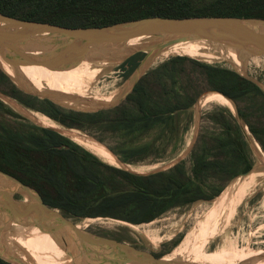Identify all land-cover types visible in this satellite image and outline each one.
Instances as JSON below:
<instances>
[{
    "label": "trees",
    "instance_id": "obj_1",
    "mask_svg": "<svg viewBox=\"0 0 264 264\" xmlns=\"http://www.w3.org/2000/svg\"><path fill=\"white\" fill-rule=\"evenodd\" d=\"M0 14L67 28H100L151 17L264 19V0H0ZM144 56L136 53L121 64L124 79ZM207 92L224 99L220 93L239 106L242 122L264 151V92L230 68L172 57L143 75L120 104L96 112L69 109L28 94L0 69L1 95L64 129L95 139L126 166L176 154L188 131L178 115ZM0 111L22 121L18 128L0 121V171L70 219L150 223L173 209L212 201L254 166L239 121L224 108L207 114L220 132L210 136L201 128L189 153V169L181 161L148 175L109 166L57 130L30 124L1 100ZM108 139L117 142L110 145ZM164 253L152 254L160 258ZM0 264L10 263L0 259Z\"/></svg>",
    "mask_w": 264,
    "mask_h": 264
},
{
    "label": "rangeland",
    "instance_id": "obj_2",
    "mask_svg": "<svg viewBox=\"0 0 264 264\" xmlns=\"http://www.w3.org/2000/svg\"><path fill=\"white\" fill-rule=\"evenodd\" d=\"M123 51L125 50H122L121 48L110 49L108 51V54H110L113 58L106 56L97 58L95 62H97L101 66L98 65L96 67L99 70L98 74L96 76L91 77L92 79L89 82H86L85 80L64 81L63 79L55 78L48 75L44 69L38 74V80L43 85V87L46 88L50 96L54 97L56 100L58 99L62 101L57 102L61 106L73 110L91 112L99 109L100 107H112L114 105H117L125 97L126 93L129 92V90L134 86V84L139 79H141V77H143V75L173 57L170 56L166 59H156L155 56H152L150 58L152 60L148 59L149 62L148 60H144L143 63L140 62L141 64L129 75V77L127 79H124V73L119 67L129 57H127V52L124 54H120ZM86 61L90 60L86 59L84 62ZM197 61L230 68L236 71L237 73L243 75L245 78L256 83L264 92V56H252L248 53L243 52V55L241 57V63L239 62V64H234L228 59L220 58L219 56L208 61ZM16 84L21 90H24L20 83L16 82ZM61 84H66V86H63ZM32 89L36 91V93L43 94V92L35 89L34 87H32ZM114 93L115 98L112 103L89 105L88 103L80 102L89 99L99 100L102 97L105 98L107 96H111V94ZM75 96L79 97L77 99H74ZM85 96H87L86 99H84ZM213 97L214 95L212 93H205L198 99L196 104L189 111L180 113L178 115L180 123L182 125H188V131L184 134L182 145L180 149L176 152V154L170 157L165 156L161 160L154 162H145L135 166L124 165V167L128 169L126 171L137 175H148L168 170L169 168L181 161H184L186 163V168L189 169L191 166L189 160V153L199 135L201 128L203 127L202 131L210 136H214L220 132V129L208 119L207 114H214L218 108H224L227 109L235 117L236 109L238 110L239 108V106L234 102H228V104L221 102L223 105L212 103L204 107L197 106V104H201L202 102H220L214 99ZM0 100L6 105H8L17 114L25 118L28 122H30V124L43 128H45L44 126L51 127L54 129L56 127H60L56 124L38 125L33 121L34 116H37L38 118L46 117H43V115L38 114L36 112L25 109L17 102L6 98L1 94ZM244 105L245 104H241L240 107L244 109ZM0 121L6 122L9 126L13 128H18L19 124H21L22 122L20 120H15L3 114L1 111ZM241 124L246 127L243 122ZM107 142L112 145V143L117 142V140L108 139ZM254 143L256 145L258 144L256 141H254V138L252 139V142L248 141V146L250 148L251 155L254 161V166L252 170L255 169V166L257 164ZM101 145L103 150L111 154L117 161H119L109 150L105 148L103 144ZM258 148L261 149L259 144ZM101 161L104 162L103 160ZM108 165L112 166L110 164ZM257 173L258 176L251 179L249 183H246L243 186L244 189L237 190L234 193L233 197L229 199V219L220 231L214 230L213 226L211 227L209 223H204L202 226V230L200 232L194 231L193 233H191V236L188 237V239L186 240L187 242L185 243L183 241H185L186 234L191 228L195 226L196 222L200 221L201 216L208 211L212 201H198L196 203L181 208H176L161 215L150 223H143L139 225L110 218H88L85 220L97 221L90 223L88 227L82 226L80 227V229H85L89 233L104 236L105 238L115 239L122 243L134 245L138 249L150 253L165 252L164 260L172 263H178L179 260H183L187 264H220V261L216 260V255L218 253L234 254L237 252V261L235 260V264H264V261L262 259H259L255 255L253 256L254 258H248L242 256L241 253L244 250H255L259 252H263L264 250V167H259V169H257ZM238 178L243 179L244 177ZM230 183L224 188L223 191H225V189L230 185ZM209 188H213V186H209ZM241 190L243 191L241 192ZM16 198L19 199V197ZM233 203L234 206H232ZM72 221L77 225L82 223V221L84 220L77 219ZM215 223L217 225L216 229L219 230V223L217 224V221L214 222V224ZM176 240H178L177 244L172 247L171 244ZM158 241L160 242L158 243ZM154 244H157L156 247L154 246ZM181 244L186 245L185 249L182 251V253L175 254L177 247H179ZM54 252H56L57 255L63 252L62 248L60 247V244H54ZM54 254L55 253L50 256H56ZM251 259H253V261ZM58 260H60V262H63V264H76V262H73L66 258H59ZM75 260L76 259H74V261Z\"/></svg>",
    "mask_w": 264,
    "mask_h": 264
},
{
    "label": "water",
    "instance_id": "obj_3",
    "mask_svg": "<svg viewBox=\"0 0 264 264\" xmlns=\"http://www.w3.org/2000/svg\"><path fill=\"white\" fill-rule=\"evenodd\" d=\"M194 41L232 47L252 56L261 57L264 56V19L151 17L100 28H67L24 21L0 14V59L12 69L36 66L52 71L70 70L86 59L96 61L97 58L104 56L113 58L108 51L114 48L125 50L120 54L127 52V57L136 53L145 54L141 61L143 63L144 60H152L150 59L152 56L156 58L168 47ZM137 42L139 44L136 47H131ZM0 69L7 74L1 65ZM7 76L16 86V82L20 83L28 94L48 99L56 104L62 102L52 96L36 93L21 77L15 78L8 74ZM134 86L118 104L125 100ZM217 94L233 103L226 96ZM112 107H100L91 112ZM235 117L248 143L247 134L244 131V128H247L241 124L242 120L237 109ZM247 132L249 133L248 129ZM260 151L264 152L261 149ZM251 173L252 170L240 177H246ZM0 179L6 181L8 187H12L9 189L0 184V219L5 220L7 224L15 223L36 228L49 235L61 237L60 247L72 259H91L107 264H176L164 260V256L156 258L152 253L140 250L134 245L80 229L72 221L73 219L66 218L58 210L46 206L35 191L14 177L0 171ZM0 259L7 263L19 264L3 256H0Z\"/></svg>",
    "mask_w": 264,
    "mask_h": 264
},
{
    "label": "bare ground",
    "instance_id": "obj_4",
    "mask_svg": "<svg viewBox=\"0 0 264 264\" xmlns=\"http://www.w3.org/2000/svg\"><path fill=\"white\" fill-rule=\"evenodd\" d=\"M138 44H139L138 42L134 43L133 45H131V47H136ZM242 55H243L242 51L236 50L232 47H225L222 45L210 44L204 41H194V42L179 43L171 47H168L162 53H160L156 57V59L158 58L166 59L170 56H173V57L181 56V57H188V58L202 60V61L204 60L208 61V60L217 58L219 56L220 58L228 59L234 64H239V62L241 63ZM0 65L8 75L15 77V78L16 77L23 78L32 87H34L37 90H40L41 92H43V95H47V96H50L48 91L46 90L45 87H43V85L38 80V74L43 69L46 71L48 75L55 77V78L63 79L64 81L86 80L93 76H96L99 71L98 68H96L99 64L91 60L81 63L79 66H76L75 68H72L70 70H63V71H52L46 68H40L36 66H22L17 69H12L6 64H4L1 61V59H0ZM102 98H100L102 100L100 99L90 100L89 99V100H84L80 102H85V103H88L89 105L112 103L115 98V93L111 94V96H107L105 98L102 97ZM213 98L220 102H217V101L202 102L201 104H197V106L204 107L212 103L223 105L221 102L228 104V101L216 95H214ZM64 102H71V101H64ZM33 121L38 125L40 124L42 125L53 124L54 125L53 122L48 121L46 118H38L37 116H34ZM44 127L51 128L47 126H44ZM51 129H54V128H51ZM54 130H57L58 132L67 136L69 139L73 140L78 145L86 148L89 152L93 153L95 156H97L99 159L103 160L104 162L112 166H116V167L123 168L124 170H128L126 169V167H124L123 164L117 161L111 154L103 150L102 145L96 142L95 140H92V138H89L88 136H85L84 134L78 131H75V130H67V129L60 128V127H56ZM244 131L247 134L248 141L252 142L253 138L250 135V133H248L245 128H244ZM254 150H255V155L257 159V164L255 166V169L252 170V173L244 177L243 179H240V178L234 179L230 183V185L225 189V191H223L218 197L212 200L211 206L208 209V211L201 216L200 221L196 222L195 226L191 228L189 232L186 234L185 241H183L184 243L187 242L186 240L188 239V237L191 236V233H193L194 231L200 232L203 228L202 226L204 223L206 224L209 223V225L211 227L213 226V229L217 231H220L221 228L226 224V222L229 219L228 212L230 211L229 204H228L229 199L233 197L234 193L237 190L244 189L243 186L246 183H249L251 179L258 176L257 169H259V167H264V152H261L260 149L258 148V144L256 145L255 143H254ZM0 184L2 186L4 185L8 187V184L6 183V181H3L1 179H0ZM8 188L12 189V187H8ZM242 191L243 190H241V192ZM234 203L232 206H234ZM94 221H97V220H84L82 221V223L77 224V226L78 228L82 226L88 227V225L90 223H93ZM216 221H217V224L219 223V227H220L219 230L216 229V226H217L216 223L214 224V222ZM60 240H61V237L49 235L47 233L42 232V230L31 228V227L20 226L15 223L7 224L5 223V220L0 219V256L10 259L16 263H19V264H63V262H60V260L58 259L66 258L68 260L76 262V264H107L105 262H95L91 259H81V260L76 259L77 261L76 260L74 261V259L68 257L64 251L61 252V254H59L60 256L57 255V253L54 252V244H60L61 242ZM159 242L160 241H158V243ZM156 245L157 244H154L155 247ZM185 247L186 245L181 244L179 247H177L175 254L182 253ZM53 253H55L54 255L56 256L51 257L50 255H52ZM241 253H242V256L244 257L254 258L253 256L255 255L256 257L264 261V250L263 252L261 251L259 252L255 250H244ZM216 256H217L216 260H219L220 264H235L236 263L235 260L237 258V252L234 254H230V253L229 254L227 253L219 254L218 253ZM251 260L253 261V259ZM176 264H187V263L184 262L183 260H179L178 263Z\"/></svg>",
    "mask_w": 264,
    "mask_h": 264
},
{
    "label": "flooded vegetation",
    "instance_id": "obj_5",
    "mask_svg": "<svg viewBox=\"0 0 264 264\" xmlns=\"http://www.w3.org/2000/svg\"><path fill=\"white\" fill-rule=\"evenodd\" d=\"M62 214V213H61ZM64 216V215H63ZM65 217V216H64ZM79 219V218H78ZM73 220H77V218H74ZM97 235V234H96ZM100 236V235H99ZM102 237H104V236H102Z\"/></svg>",
    "mask_w": 264,
    "mask_h": 264
}]
</instances>
